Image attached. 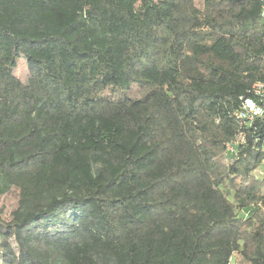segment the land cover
<instances>
[{
  "label": "trees",
  "instance_id": "16d2710c",
  "mask_svg": "<svg viewBox=\"0 0 264 264\" xmlns=\"http://www.w3.org/2000/svg\"><path fill=\"white\" fill-rule=\"evenodd\" d=\"M196 1L0 0V264H264L263 2Z\"/></svg>",
  "mask_w": 264,
  "mask_h": 264
},
{
  "label": "rangeland",
  "instance_id": "374dc122",
  "mask_svg": "<svg viewBox=\"0 0 264 264\" xmlns=\"http://www.w3.org/2000/svg\"><path fill=\"white\" fill-rule=\"evenodd\" d=\"M197 7L201 6V0L196 1ZM18 52L17 65L13 69V74L17 77L22 84L27 88L30 83L37 77L39 72L38 65L32 63L23 54ZM18 206V193L14 189L3 195H0V215L4 219H8L11 213ZM246 217V215H243ZM248 216V215H247ZM231 264H240L239 257L234 255Z\"/></svg>",
  "mask_w": 264,
  "mask_h": 264
},
{
  "label": "built area",
  "instance_id": "2783aa9c",
  "mask_svg": "<svg viewBox=\"0 0 264 264\" xmlns=\"http://www.w3.org/2000/svg\"><path fill=\"white\" fill-rule=\"evenodd\" d=\"M262 16L264 18V0H262ZM264 58V57H263ZM252 94L256 99H246L242 102V111L235 113L238 120L244 118L253 120L255 117H261L264 114V82H257L252 86ZM245 137L240 133L236 143H244Z\"/></svg>",
  "mask_w": 264,
  "mask_h": 264
}]
</instances>
